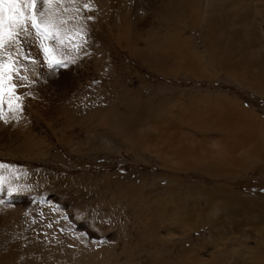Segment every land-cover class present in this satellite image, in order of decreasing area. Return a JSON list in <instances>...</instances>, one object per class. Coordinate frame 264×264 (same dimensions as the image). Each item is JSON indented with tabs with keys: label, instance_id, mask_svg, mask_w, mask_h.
I'll list each match as a JSON object with an SVG mask.
<instances>
[{
	"label": "rangeland",
	"instance_id": "rangeland-1",
	"mask_svg": "<svg viewBox=\"0 0 264 264\" xmlns=\"http://www.w3.org/2000/svg\"><path fill=\"white\" fill-rule=\"evenodd\" d=\"M242 1L248 2V9L233 14V19L264 29L260 12L264 0ZM156 2L141 0L139 22L144 21L146 30L162 23L165 33L176 23L152 10L151 3ZM31 11L39 16L37 21L47 34L38 35L49 49L46 58L41 48V59L57 73V80L46 93L34 94L33 89L19 98L9 89L10 83L4 82L0 250L35 226L38 232L43 224L104 250L103 264H264V258L254 256L257 248L264 251V220L255 217L258 207L247 211L254 200L264 201V154L255 160L245 155V168L234 174H213L203 165L176 169L139 138L129 140L98 124L92 130L111 140L113 146L80 151L71 145L79 136L65 141L54 120L56 113L45 107L50 101L55 107L72 103L68 106L113 107L143 115L155 109L197 138L230 139L223 126L201 127L184 120L182 105L194 100L193 106L204 110L218 95L264 120V91L209 63L212 53L203 42L201 29L188 28L187 34L192 35L191 48L198 50L195 53L214 80L183 72L167 75L124 47L117 48L113 30L91 0H37ZM50 59L61 60L65 66L52 67ZM38 61L33 55L24 67L37 66ZM207 92L209 96L203 97ZM191 116L192 112L186 117ZM29 141L37 146L35 150H18ZM198 184L227 186L245 198L240 199L244 208L237 206L238 215L233 214L226 202L216 196L208 199V191Z\"/></svg>",
	"mask_w": 264,
	"mask_h": 264
},
{
	"label": "bare ground",
	"instance_id": "bare-ground-1",
	"mask_svg": "<svg viewBox=\"0 0 264 264\" xmlns=\"http://www.w3.org/2000/svg\"><path fill=\"white\" fill-rule=\"evenodd\" d=\"M91 1L100 9L113 30L116 47H124L132 56L140 58L160 72L175 76L183 72L193 78L215 79L209 77L206 66L195 53L198 50L191 48L192 35L187 34L188 28L201 29L203 42L212 53L208 56L209 63H216L222 73L244 79L258 90L264 91V29L246 21L245 24L237 23L233 19V14L241 15L244 7L245 11L248 9L247 1L158 0L156 4L151 3V9L159 16L169 17L176 23L165 33L162 23V26H149L150 29L146 30L143 27L144 21L139 22L137 6L141 0ZM23 7L26 12H32L26 6ZM260 12L264 14V6ZM37 17L39 19L38 15ZM38 35L37 30L29 24L27 33L19 31L15 37L6 35L0 44V64L4 66V82L10 83L9 89L18 98L33 89L34 94H40L41 91L46 93L57 80V73L41 59L42 44ZM33 55L40 62L38 61L37 66L24 67ZM210 72L212 73V69ZM209 94L210 92H207L203 97ZM194 103L193 100L182 105L180 111L184 120L201 127L207 124L213 127L223 126L231 138H197L172 123L165 112H157L155 109L151 114L143 115L135 110L125 113L113 107L68 106L70 103L55 107L50 101L45 107L56 113L54 120L64 133L65 141L72 142L71 136H79L80 140L77 139L71 145L80 151L113 146L111 140L92 130L93 125L98 124L110 127L118 135L129 140L139 138L176 169H195L197 165H203L211 169L213 174H234L245 168V155L255 160L264 154V120L257 113L244 106L240 108L218 95L212 97L204 110L194 107ZM38 106L43 107L41 104ZM190 112L192 116L186 117ZM1 126L4 127L2 120L0 128ZM34 147L37 146L29 141L19 145L18 150L23 152L33 150ZM197 187L208 191V199L216 196L226 202L233 214L238 215L235 209L237 206L244 208L245 202L242 200L245 198H240L238 193L231 191L227 186L211 188L198 184ZM256 207L259 210H256ZM255 210V217L264 220V201L254 200L247 208V211ZM38 229L40 230L37 232L35 226L27 235L11 238L9 244L7 241V245H3L0 250V264L104 263L107 254L104 250L93 249L89 244L85 245L71 235H60L43 224L39 225ZM254 256L262 259L264 251L257 248Z\"/></svg>",
	"mask_w": 264,
	"mask_h": 264
},
{
	"label": "snow or ice",
	"instance_id": "snow-or-ice-1",
	"mask_svg": "<svg viewBox=\"0 0 264 264\" xmlns=\"http://www.w3.org/2000/svg\"><path fill=\"white\" fill-rule=\"evenodd\" d=\"M37 0H0V44L3 43V39L7 35L8 37H15L19 34V31L27 33L29 24L32 28H35L37 32H40L41 24L37 22V16L35 11L28 13L25 11L23 6H26L27 9L34 10L36 7ZM42 3H47L49 0H41ZM41 16L44 13H40ZM47 27V21L43 22ZM56 39L55 36L51 37ZM44 51L47 54L49 49L46 46ZM49 65L52 67L55 66H65L63 61L50 59ZM4 66L0 64V97H2L4 92V75H3ZM21 79H26V77H21ZM2 99H0V104H2ZM3 167V165H0ZM2 186H0V191H2Z\"/></svg>",
	"mask_w": 264,
	"mask_h": 264
}]
</instances>
